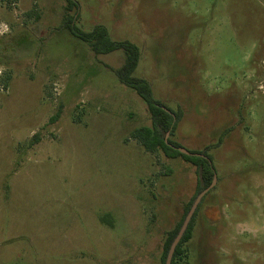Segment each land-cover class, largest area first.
Segmentation results:
<instances>
[{
  "label": "rangeland",
  "instance_id": "374dc122",
  "mask_svg": "<svg viewBox=\"0 0 264 264\" xmlns=\"http://www.w3.org/2000/svg\"><path fill=\"white\" fill-rule=\"evenodd\" d=\"M74 2L0 0V264H161L197 194L191 163L133 137L151 118L124 52L95 56L67 15L135 44L133 76L182 113L169 139L211 158L184 264H264V0Z\"/></svg>",
  "mask_w": 264,
  "mask_h": 264
},
{
  "label": "trees",
  "instance_id": "16d2710c",
  "mask_svg": "<svg viewBox=\"0 0 264 264\" xmlns=\"http://www.w3.org/2000/svg\"><path fill=\"white\" fill-rule=\"evenodd\" d=\"M66 9L68 13H71L78 10V5L76 2H74V0H67ZM76 20L77 19L75 16L67 15L64 19L62 29L67 30L75 38L88 44L95 56L107 55L116 51L124 52L125 61L123 66L113 72L122 85L127 88L133 89L143 100V102L147 106L151 118V126L136 130L133 134V137L141 143V146L147 152L154 153L156 151H162L169 158L181 157L187 162L191 163L197 169V194L194 196L191 202L187 204L184 215L182 216L176 227L166 235L164 250L161 259V264H165L170 247L174 239L177 237L194 201L199 194H201L211 185L213 181L214 171L211 158L208 155L207 151L192 152L194 154L204 155L205 157H207V159L198 156H186L184 154H181L177 149L181 148V146L171 139L168 140V144L166 143L165 137L167 133H170V136H173L176 129V123L181 119L182 113L174 112L166 107L161 101L155 100L149 83L144 79H138L133 76L140 61L139 48L129 41H113L109 35L108 30L104 26H96L91 32L85 33L76 26ZM57 117L58 114L56 118ZM56 118L52 117L51 121H55ZM33 138L38 139V134H35ZM169 145L174 146L176 149L171 148ZM197 210L194 213V216L181 242L176 248L171 264L186 263L187 250L184 248V246L191 240L193 223L196 217Z\"/></svg>",
  "mask_w": 264,
  "mask_h": 264
},
{
  "label": "water",
  "instance_id": "95a60500",
  "mask_svg": "<svg viewBox=\"0 0 264 264\" xmlns=\"http://www.w3.org/2000/svg\"><path fill=\"white\" fill-rule=\"evenodd\" d=\"M169 137H170V133H167L166 137H165V141L166 143L168 144V140H169ZM171 148H175L174 146L172 145H169ZM176 149V148H175ZM179 150V152L181 154H184L186 156H198V157H202V158H205L207 159V157H205L204 155H200V154H194L192 152H189L187 150H184L182 148H177ZM216 183V177H215V174H214V177H213V181L211 183V185L206 189L204 190L201 194H199L196 198V200L194 201L190 211L188 212L184 222H183V225L177 235V237L174 239L171 247H170V250L168 252V255H167V258H166V263L165 264H171L172 263V260H173V256H174V253L176 251V248L177 246L179 245V243L181 242L186 230L188 229L189 227V224L194 216V213L196 212L199 204L201 203L202 199L204 198V196L213 188L214 184Z\"/></svg>",
  "mask_w": 264,
  "mask_h": 264
},
{
  "label": "flooded vegetation",
  "instance_id": "af4514ba",
  "mask_svg": "<svg viewBox=\"0 0 264 264\" xmlns=\"http://www.w3.org/2000/svg\"><path fill=\"white\" fill-rule=\"evenodd\" d=\"M214 227L221 229V223H220V218L216 219V221L213 224Z\"/></svg>",
  "mask_w": 264,
  "mask_h": 264
}]
</instances>
